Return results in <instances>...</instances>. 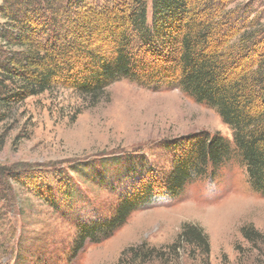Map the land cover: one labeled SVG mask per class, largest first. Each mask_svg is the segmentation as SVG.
<instances>
[{
	"label": "trees",
	"instance_id": "1",
	"mask_svg": "<svg viewBox=\"0 0 264 264\" xmlns=\"http://www.w3.org/2000/svg\"><path fill=\"white\" fill-rule=\"evenodd\" d=\"M1 1L0 124L30 98L66 90L98 103L113 84L128 81L155 91L181 90L215 109L232 133L231 140L199 133L166 143L165 167L144 156L127 160L119 178L124 185L109 188L116 191L113 211L74 221L64 262L88 244L110 239L134 212L182 195L234 158L264 196L263 4L258 15L239 0ZM40 174L24 171L16 180L33 182L37 196L56 211L74 210V185L41 183ZM10 179L11 170L0 166V196L9 202L15 193ZM242 233L249 241L257 236L246 228ZM182 251L209 264V237L186 224L171 245L130 248L120 264H173Z\"/></svg>",
	"mask_w": 264,
	"mask_h": 264
},
{
	"label": "rangeland",
	"instance_id": "2",
	"mask_svg": "<svg viewBox=\"0 0 264 264\" xmlns=\"http://www.w3.org/2000/svg\"><path fill=\"white\" fill-rule=\"evenodd\" d=\"M237 3L259 15L264 0ZM199 133L232 139L215 109L181 90L155 91L121 81L98 103L66 90L28 99L12 120L0 124V166L11 170L16 193L11 202L0 196V264H67L74 221L113 211L127 160L144 156L165 167L164 145ZM24 171L41 173V183L74 185L79 194L74 210L56 211L37 196L33 182L16 180ZM186 224L209 237V264H264V196L253 190L235 158L182 195L134 212L110 239L88 244L68 264H120L130 248L171 245ZM244 228L257 233L253 241L244 238ZM173 264L201 262L193 251H182Z\"/></svg>",
	"mask_w": 264,
	"mask_h": 264
}]
</instances>
